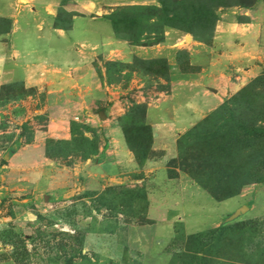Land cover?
<instances>
[{"label": "crops", "instance_id": "crops-1", "mask_svg": "<svg viewBox=\"0 0 264 264\" xmlns=\"http://www.w3.org/2000/svg\"><path fill=\"white\" fill-rule=\"evenodd\" d=\"M145 1L0 0V19L8 24L0 31V101L4 86L18 84L27 92L5 103L0 113L16 125L46 118V125L36 129L29 142L10 144L7 166L0 168L1 180L26 182L23 187L19 184L26 193L23 201L34 193L40 174L36 165H49L43 172L54 173L55 160L47 157L45 142L70 137L71 121L96 127L104 122L101 115L106 118V146L100 147L93 160L87 158L77 165L78 175L84 178L82 189L93 190L101 181L130 182L136 173L157 176L162 160L153 157L140 163L128 132L114 125L117 112L124 107L120 94L140 90L137 99L144 104L147 148L168 158L185 134L237 92L244 75L264 68V0L220 11L209 40L173 28L163 30L158 42L120 39L106 17L110 8L144 6ZM99 60L133 65L126 87L106 81ZM156 64L162 66L161 72L148 71L149 65ZM56 187L50 202L76 193L63 183ZM3 188L0 199L19 196L14 188ZM188 191L186 200H170L162 209L178 215L129 226L127 244L141 254V264H169L171 254L166 248L176 223H182L186 235L217 228L241 203L240 197L215 201L195 188ZM0 264L14 262L0 254Z\"/></svg>", "mask_w": 264, "mask_h": 264}, {"label": "rangeland", "instance_id": "rangeland-1", "mask_svg": "<svg viewBox=\"0 0 264 264\" xmlns=\"http://www.w3.org/2000/svg\"><path fill=\"white\" fill-rule=\"evenodd\" d=\"M257 1L146 0L144 6L111 7L106 17L117 36L132 43L158 42L167 28L209 40L220 11L250 7ZM7 27L0 20V31ZM99 61L106 81L126 87L133 65ZM147 69L161 72L162 66ZM244 76L237 92L185 134L168 158L147 148L148 133L142 128L144 104L137 99L140 90L120 94L124 107L117 112L114 125L128 132L140 163L153 157L162 160L157 176L136 173L130 182L101 181L93 190L82 189L84 178L78 175L77 165L106 146V118L101 115L104 122L96 127L71 121L70 137L46 140V155L55 160L54 173L43 172L49 165L35 166L40 174L28 201H23L26 182L0 179V191L14 188L19 194L0 199V254L14 264H141V254L127 244L129 226L178 215L162 209L170 200H186L188 190L195 188L215 201L240 197L238 209L246 206L248 210L233 219V213L226 216L217 227L223 230L217 232L213 228L186 235L182 223H176L166 248L171 254L169 264H264V68ZM23 95L21 86L7 87L0 108ZM45 125L42 117L16 125L0 113V168L7 166L11 143L29 142L34 131ZM60 183L76 193L50 202L49 195L57 192ZM178 190L177 196H170Z\"/></svg>", "mask_w": 264, "mask_h": 264}, {"label": "water", "instance_id": "water-1", "mask_svg": "<svg viewBox=\"0 0 264 264\" xmlns=\"http://www.w3.org/2000/svg\"><path fill=\"white\" fill-rule=\"evenodd\" d=\"M248 210V208L246 206H241L240 209L236 210L232 216H230V219L235 218L236 216L243 214L244 212H246Z\"/></svg>", "mask_w": 264, "mask_h": 264}, {"label": "trees", "instance_id": "trees-1", "mask_svg": "<svg viewBox=\"0 0 264 264\" xmlns=\"http://www.w3.org/2000/svg\"><path fill=\"white\" fill-rule=\"evenodd\" d=\"M1 20V19H0ZM18 85V84H17ZM10 86H15V85H8V86H4L3 88H2V92H3V90L4 89H6L7 87H10ZM19 86H21V85H19ZM21 89H22V92L26 95V91H25V89L21 86ZM25 95H23V96H25ZM223 228L224 227H220V228H216L215 230H213L214 232H217V231H222L223 230Z\"/></svg>", "mask_w": 264, "mask_h": 264}]
</instances>
